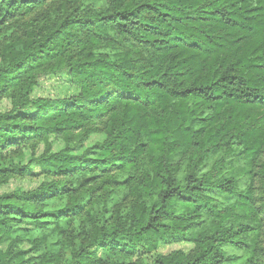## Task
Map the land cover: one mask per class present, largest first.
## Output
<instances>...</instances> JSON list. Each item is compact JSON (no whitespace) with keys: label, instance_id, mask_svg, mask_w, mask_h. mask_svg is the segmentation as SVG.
I'll return each mask as SVG.
<instances>
[{"label":"trees","instance_id":"trees-1","mask_svg":"<svg viewBox=\"0 0 264 264\" xmlns=\"http://www.w3.org/2000/svg\"><path fill=\"white\" fill-rule=\"evenodd\" d=\"M63 72L73 95L32 98ZM0 97V188L33 163L46 180L0 193V264H146L161 243L194 248L152 264H264V0H0Z\"/></svg>","mask_w":264,"mask_h":264},{"label":"rangeland","instance_id":"rangeland-1","mask_svg":"<svg viewBox=\"0 0 264 264\" xmlns=\"http://www.w3.org/2000/svg\"><path fill=\"white\" fill-rule=\"evenodd\" d=\"M75 88H71L69 86V77L67 72L54 74V75H44L38 79V84L36 88L32 92V98H49V99H58L65 98L73 95L76 91ZM11 110V100L9 98H1L0 97V113H4ZM27 112H31V110H27ZM262 122L264 124V115L262 116ZM104 135H96L92 134L90 137L86 138L82 144H79L73 148L74 154H81L86 148L94 145L97 142L104 141ZM51 143L52 151L59 152L65 147V143L62 139L52 136L49 139ZM45 149V144L43 142L37 144L34 149L32 147H26L23 150V160L22 165L27 166L28 161L34 152L35 155H40ZM237 152L235 151L233 154V163L232 165L225 167L230 174L235 172L236 176L242 180V187L245 188V183L248 181V177L243 175V169L252 168L253 165L251 163L250 158L244 159L243 156L241 159H238ZM264 159H261L263 162ZM234 169V170H233ZM255 171V172H254ZM254 177L252 179L253 187L255 188L256 200L259 201L261 198V194L264 191V179L261 177L258 171V167L254 169ZM28 175H23L21 177H15L10 182L0 188L1 194H9L16 189H21L23 191H31L39 187L46 180L44 176L41 174L40 168L36 164H32L28 166ZM257 172V173H256ZM247 178V179H246ZM259 206V203H258ZM27 228H32L31 226H26ZM263 240H264V232H263ZM264 242V241H263ZM7 244H3L1 246L2 250H5ZM20 248L24 251H29L27 258L37 257V254L32 250V245L28 240L24 239L23 243H21ZM194 246L189 243H179V244H159L156 251L151 254H147L144 251H140L137 259L143 260L146 264H152L158 254H169L173 251H183L186 254H189L193 250ZM100 253V251H98Z\"/></svg>","mask_w":264,"mask_h":264}]
</instances>
